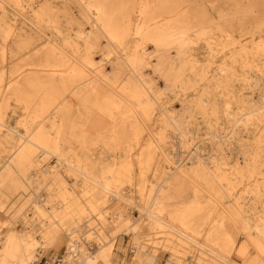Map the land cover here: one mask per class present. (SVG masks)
Wrapping results in <instances>:
<instances>
[{"label":"bare ground","instance_id":"bare-ground-1","mask_svg":"<svg viewBox=\"0 0 264 264\" xmlns=\"http://www.w3.org/2000/svg\"><path fill=\"white\" fill-rule=\"evenodd\" d=\"M126 1L77 0L79 10L88 6H94L96 10L91 18L94 23L90 31L92 35L84 41L83 52L65 50L70 39L66 35H58V41L53 40L41 56L42 64L50 66L51 72L47 81L49 92L39 95V107L43 111L52 106L53 115L48 126L53 129L52 137L80 139L84 159L95 146L93 139L102 145L98 152L102 161L110 153L126 156L124 161L110 160L99 167H95L98 163L86 160L85 168L72 166L67 161L63 164L72 176L83 178L89 193L87 202L95 211L96 203H103L110 196L128 201L120 192L125 183L132 187L129 185L131 176L127 156L145 140L147 146L140 154L146 157L136 161L141 176L137 182L140 189L138 199L147 206L153 205L151 210H146L153 227L160 226L164 232L191 240L193 235L202 231L194 221L198 217H207L209 203L219 204L223 192L228 196L232 187L246 182L244 191L249 193L248 200L252 199L250 204H263L255 221L249 223L245 215L248 209L244 200L246 195L239 194L231 199V205L220 210L223 220L213 229L203 230L202 234L210 238L246 237L256 252L250 261L253 263L264 254V159L260 156L264 149V119L261 118L264 111H258L260 107H255V101L252 102L255 89L259 96L264 91V61H261L264 56L257 60L255 53L251 52V56L243 58L245 51L240 49L229 60L217 59L226 54L223 48L233 49L245 36L253 38L256 33H264V0H180L173 4L159 3L163 0ZM131 5L141 17L133 36L137 35L139 40L149 45L139 44L129 52L123 49L127 44L123 42L136 21L130 18L131 12L121 11ZM0 12H6V9L0 7ZM38 14L45 17L48 26L56 33L62 32L56 12H49V8L44 6ZM36 18L38 21V16ZM65 20L68 21L67 18ZM146 24L149 26H143ZM5 34L6 29L0 27V41ZM36 34V27L28 33H16L12 38L13 49L22 55L29 53L36 46L34 42L41 39ZM201 48L204 49L203 58L198 60V52L195 51ZM244 67L248 70L247 75ZM159 80L164 83L162 86ZM93 85L90 89L89 86ZM166 85L182 96L177 102L179 108L169 106L168 114L164 106L168 96L162 91ZM38 86L39 81L33 74L20 79L12 88L14 107L27 108ZM65 91L71 92L69 99L62 97ZM76 104L79 108L75 109ZM200 123H205L208 133L213 134L210 145L217 153L209 161L191 156L173 167L164 140L166 128L177 132L181 144L188 146L193 129ZM157 124L160 129L154 132ZM2 126L5 130L0 135L12 138L9 128ZM44 128L46 126L38 128L32 134V140L18 147L15 154L11 153L15 156L1 171L0 183L7 181L6 185L14 189L17 185L9 177L34 168L28 157L35 149H44L45 153L55 155L60 161L69 153L49 140ZM223 131L224 134L220 135ZM225 135L227 137L221 139ZM251 139L253 141L248 144L246 140ZM234 145L238 146L240 154L236 158L227 156ZM226 147H230L229 150ZM197 148L193 150V156L197 154ZM158 156L165 159L161 166H158L159 161H155ZM157 169L162 172L161 181L153 182L149 186L150 189L155 186V189L143 194L146 186L144 171L155 172ZM95 176H104L105 179L98 181ZM258 176L263 180L258 181ZM184 187L189 189L187 194L183 193ZM93 188H98L99 196H94ZM117 222L115 228L119 232L125 231L120 228L121 221L117 219ZM67 244L69 247L70 243ZM220 245L213 256L214 259L225 260L227 244L223 242ZM32 246V241L24 242L18 264H28L32 260ZM205 248L210 251V248ZM237 252L243 256L245 247L240 246ZM0 264L11 263L0 255Z\"/></svg>","mask_w":264,"mask_h":264},{"label":"rangeland","instance_id":"rangeland-1","mask_svg":"<svg viewBox=\"0 0 264 264\" xmlns=\"http://www.w3.org/2000/svg\"><path fill=\"white\" fill-rule=\"evenodd\" d=\"M128 1L132 3L133 0L126 2L128 3ZM179 1L163 0L159 3L173 4ZM76 2L77 0H0V7L6 9V12H0V27L6 29V34L0 41L2 46V52H0V116L1 113L3 116L0 118V132L5 130L2 125L7 126L12 137L5 138L0 133V175L4 167L7 166V161L15 156L12 155L15 154V150L27 144L28 140H32V134L42 126H46L43 130L48 132L49 140L59 144L63 152L69 151L60 161L55 155L45 153L44 149H35L28 157L34 168L20 174L13 173L9 177L17 185L14 189L6 185L7 181L0 183V255L11 264H18V260L22 256V246L26 240H30L33 243L32 260L28 264H213L214 262H216L215 264H264V254L262 258L259 257L250 263L256 252L249 239L242 235L229 238L218 236L210 238L202 234L203 230H211L216 223L223 220L220 210L222 207L231 205V199L239 194L246 195L244 200L247 201L248 209L245 215L248 217L249 223L255 221L256 216L261 213L263 204L259 202L250 204L252 199L248 200L249 193L244 191L246 182L238 183L232 187L228 196L223 192L219 204L209 203L207 217H198L194 221L196 227L202 231L193 235L192 240L175 233L164 232V228L160 226L153 227L151 225L146 210H151L153 205H148V207L145 202L138 199L140 189L137 186L141 176L136 161L146 157L145 154H140V151L147 146L145 140H142L141 144L135 147V151L133 150V153L127 156L130 163L129 175L131 176L129 185L132 187H128V184L125 183L120 192L128 201L110 196L103 203L97 202L98 209L96 208L95 211L90 209L91 206L87 202L88 188L83 184V178L72 176L68 172L66 164H63L64 161L81 168H85L86 161L95 162V164L98 163L95 167H99L101 164L109 163L110 160L117 163L124 161L126 156L110 153L102 161L103 159H100L98 155L102 145L96 144L97 141L93 139L91 141L92 144L95 143V146L84 159L80 139L70 136L66 138L52 137L53 129L48 127L52 120L51 115H53L52 106H47L43 111L39 107V95L49 92L47 81H49L51 68L48 65L44 66L41 58L45 50L52 45L53 40L58 41L56 39L58 35H66L70 40L67 42L65 50L72 53L76 50L82 53L84 41L92 35L90 31L94 27V23L91 18L96 10L94 6L79 10ZM140 2L144 3V0ZM44 6L49 8V12H56V20L61 23L62 32L56 33L52 27L48 26L45 17L38 14ZM121 12H131L130 18L136 21L133 24L134 27L132 26L126 34V40L123 43H127V46L124 45L123 49L132 52L138 48L139 44L149 45V43L139 40L137 35L133 36L137 29V21L140 22L141 18L137 9L132 8L131 5L130 8ZM37 16L38 21L36 20ZM143 26L148 27L149 25ZM33 27L38 30L36 37L41 36L40 40L34 42L35 48L24 55L16 52L12 45L14 35L19 32H31ZM37 42L39 43L37 44ZM113 43L115 42L113 41ZM223 49L226 54L223 57H217V61L229 60V57L235 55L240 49L245 51L242 54L243 58H248L252 53H255L254 56L257 57V60L262 59L264 56V33H256L253 38L247 35L233 49L228 46ZM203 51V48L196 49L198 60L203 58ZM32 52L36 55H31ZM250 59L252 58L250 57ZM244 70V74L247 75V68L244 67ZM239 72H241L240 69ZM30 74L35 75L39 86L32 95L29 106L25 109H16L13 105L12 88L20 82V79ZM158 82L161 86L164 84L160 80ZM89 87L93 89L94 85ZM162 89L168 96V102L164 105L166 106L165 113L168 114L169 106L173 105L175 109L179 108L177 102H180L182 96L172 91L170 85L163 86ZM76 96L81 97L80 94ZM252 96L253 101H251H255V107H260L258 111H264V91L259 96L255 89ZM62 97L69 99L71 92L65 91ZM74 108H79V106L76 104ZM261 118L264 119V115ZM35 125L36 127L33 128ZM156 126L157 130L154 132L160 129L159 124ZM171 132L169 128H166L164 140L168 146V157L173 167L191 156L209 161L217 153L210 145L214 136L208 133L209 129L205 123H200L198 128L193 129V137L188 141V146L181 144L177 132ZM223 134L224 131L220 135ZM225 137L227 136H221V139H225ZM246 141L250 144L253 140ZM196 147H198L197 154L193 156L192 153ZM231 147L230 154H224L233 158L239 157L238 146ZM227 148L229 150L230 147ZM260 156L263 160L264 149ZM239 159L237 158L238 161ZM163 160L165 159L161 156L155 159V161H159L158 166L162 165ZM95 177L98 181L105 179L104 176ZM143 178L146 186L142 193L147 195L148 191L155 189V186L150 189L149 185L161 181L162 172L159 169L155 172L146 170ZM257 180L262 181L263 179L258 176ZM188 190V187H184L183 193L187 194ZM92 193L95 197L97 194L100 195L98 188H93ZM117 219L121 221V230L125 229V231L120 230L121 232H119L115 228L118 223ZM129 228L132 231L128 230ZM23 238L25 241L22 240ZM223 242L227 244L224 253L225 260L214 259L213 252H218L220 244ZM67 243H70L69 247ZM240 246L245 247L243 256H239L237 252ZM205 247L210 248V251Z\"/></svg>","mask_w":264,"mask_h":264}]
</instances>
